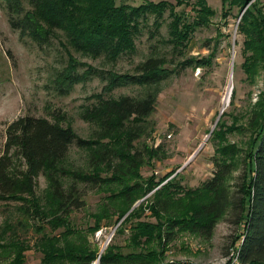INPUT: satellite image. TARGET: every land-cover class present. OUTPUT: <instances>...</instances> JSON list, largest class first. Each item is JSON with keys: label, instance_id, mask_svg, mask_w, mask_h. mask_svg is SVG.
Returning <instances> with one entry per match:
<instances>
[{"label": "rangeland", "instance_id": "rangeland-1", "mask_svg": "<svg viewBox=\"0 0 264 264\" xmlns=\"http://www.w3.org/2000/svg\"><path fill=\"white\" fill-rule=\"evenodd\" d=\"M64 1L77 8L98 2L56 3L61 6ZM205 1L207 7L200 8L196 0H117V6L156 5L161 15L141 17L134 52L110 62L76 52L64 31L55 30L39 42L42 39L33 38L35 29H13L6 2L0 0V155L6 127L24 116L60 123L82 140H91L97 126L82 116L102 92L109 72L133 73L150 55L165 56L169 68L177 70L163 83L155 110L145 120L148 134L134 144L157 154H143V164L125 180V185L141 188L133 207L124 210L122 205V212L105 217L102 208L108 205L109 193L118 188L113 186L100 193L87 191L84 208L64 218L52 212L47 185L40 176L35 194L18 198L15 204L0 203V264H78L71 262L72 254L95 259L90 264H96L107 251L122 255L152 251L153 258L165 264H228L226 255L239 245L242 227L224 220L208 241L181 232L166 246L156 239L146 244L148 237L163 234L162 215L160 227L140 235L135 231L140 225L156 224L151 206L163 186L162 198L170 195L184 201L182 213L193 208L201 185L212 177V160L224 155L226 147L245 150L264 117V65L254 62L245 32L249 27L240 17L244 9L256 7L264 25V0H248L242 11L237 0ZM10 5L13 18L19 21L31 11L29 0H12ZM171 30L174 43L169 42ZM184 61L192 66H181ZM69 76L79 78L78 82L72 86L66 80ZM143 92L136 86L121 87L107 92L105 98L139 97ZM88 156L72 146L63 165L85 169ZM15 160V167L21 168L20 159Z\"/></svg>", "mask_w": 264, "mask_h": 264}, {"label": "trees", "instance_id": "trees-1", "mask_svg": "<svg viewBox=\"0 0 264 264\" xmlns=\"http://www.w3.org/2000/svg\"><path fill=\"white\" fill-rule=\"evenodd\" d=\"M4 1L13 29H35L33 38L42 39L39 42L55 30L64 31L76 52L92 59L104 57L110 62L134 52L141 17L161 15L153 4L117 6V0H98L84 4L81 10L69 1L60 6L56 0H29L31 11L22 14L19 21L13 18L12 0ZM196 2L200 8L207 7L205 0ZM247 2L237 0L241 11ZM90 4L94 5L93 9ZM257 12L256 7L252 11L246 9L241 21L249 27L245 32L247 44H251L250 49L255 53L254 62L264 65V25ZM154 24L159 27L157 20ZM171 33L172 30L169 42L174 43ZM168 63L165 56L150 55L134 68L133 73L109 72L103 78L107 83L102 92L94 97L95 103L86 108L82 116L97 126L91 140H82L70 127L43 118L24 116L12 121L5 129L0 155V203L15 204L18 198L32 196L36 192L37 179L42 176L52 212L64 218L84 208L83 198L87 191L100 193L113 186L118 188L109 193L108 205L106 203L102 208L105 217L122 212V205H125L124 210H130L137 201L134 197L142 193L138 184L125 185V180L134 176L143 164V154L151 157L157 154V151L151 153L144 145V150H139L134 144L148 134L145 120L155 110L163 83L177 71L169 68ZM182 65L192 66V63L184 61ZM78 79L69 76L66 80L73 86ZM130 86L141 88L144 91L142 96L105 98L107 92ZM72 146L89 153L85 169L63 165ZM227 154L228 158L225 157ZM15 158L20 159L21 168L15 167ZM212 164V177L201 185L200 199L189 211L181 212L183 200H175L170 195L162 198L165 188H159L151 206L156 224L140 225L135 230L137 235L160 227L159 215H162L166 223L163 234L159 232L153 238L148 237L146 244L156 239L153 241H162L161 245L166 246L181 232L208 241L218 223L224 220L235 228L242 227L241 241L237 246L239 263L264 264V117L252 132L251 143L245 150L226 147L224 155L215 157ZM101 172L110 176H102ZM71 256V262L78 264H90L95 260L76 254ZM153 256L152 251L126 255L107 251L97 260L98 264H165Z\"/></svg>", "mask_w": 264, "mask_h": 264}, {"label": "built area", "instance_id": "built-area-1", "mask_svg": "<svg viewBox=\"0 0 264 264\" xmlns=\"http://www.w3.org/2000/svg\"><path fill=\"white\" fill-rule=\"evenodd\" d=\"M238 254H239L238 247L236 246L231 250L227 258L228 264H240L238 261Z\"/></svg>", "mask_w": 264, "mask_h": 264}, {"label": "water", "instance_id": "water-1", "mask_svg": "<svg viewBox=\"0 0 264 264\" xmlns=\"http://www.w3.org/2000/svg\"><path fill=\"white\" fill-rule=\"evenodd\" d=\"M246 8H247V7H246ZM244 11H245V9L241 12L240 17H241L242 14L244 13ZM240 17H239V18H240ZM233 60H234V54L232 55V62H233ZM232 71H233V66L231 67L230 79H229V80H232ZM221 112H222V111H221ZM96 264H98V262H97Z\"/></svg>", "mask_w": 264, "mask_h": 264}, {"label": "bare ground", "instance_id": "bare-ground-1", "mask_svg": "<svg viewBox=\"0 0 264 264\" xmlns=\"http://www.w3.org/2000/svg\"><path fill=\"white\" fill-rule=\"evenodd\" d=\"M230 82H231V80H230ZM226 102H227V96L223 99V107L226 106ZM222 110H223V109H222Z\"/></svg>", "mask_w": 264, "mask_h": 264}]
</instances>
